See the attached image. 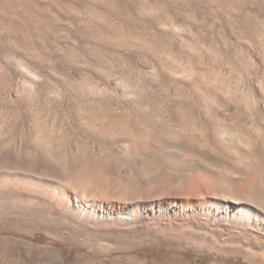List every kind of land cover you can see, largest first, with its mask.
Segmentation results:
<instances>
[{
    "label": "rangeland",
    "instance_id": "obj_1",
    "mask_svg": "<svg viewBox=\"0 0 264 264\" xmlns=\"http://www.w3.org/2000/svg\"><path fill=\"white\" fill-rule=\"evenodd\" d=\"M145 2L148 4L156 2V5L153 9H147ZM220 3L226 4L217 0H0V98L2 99H0V107L10 106L7 100L16 99V89L23 86L37 91L40 107L60 102L62 100L60 88L64 84L75 86L80 99L84 102L88 94L99 92L104 88L102 82L109 76L111 85L119 83L120 85H116L118 92L124 91L118 102L120 105H117L118 98L110 88L102 91L106 93L109 101H112L111 106L115 104L113 107L118 106L119 111L128 115L159 120L167 117L172 107L180 103L186 105L188 111L192 112L189 113L191 120L199 121L207 118L205 115L207 116L209 108L215 107L220 113H226L228 122H234L235 117L231 116L230 112L233 104L238 102L237 104L240 103L239 106L249 113L254 128L255 125L262 128L259 132L253 129L256 142L250 149L254 152L264 151V21L259 19L253 23L257 31L250 36L251 39L245 36L237 37L232 34L233 32L230 33L229 29L222 28L224 17ZM247 5H250V8L256 7L253 2ZM217 36L226 41L224 44L219 40L218 47L223 51L242 53L246 65L255 73L251 80L253 92L248 101L243 92L246 78L240 67L235 65L229 67L218 63L212 68V63L208 62L214 51L205 43L212 38L214 40ZM151 42L158 49L151 50L148 47V43ZM171 53L202 56L206 62L199 69L205 67L216 71L220 69L217 71L220 79L226 81L230 78V87L226 86L225 81L218 83V88L221 90L230 89L234 93V97L230 100L225 96L228 107L186 89L182 84L185 80L182 75L188 72L171 73V69L165 65L164 61ZM217 66L219 67L216 68ZM160 68L167 70L169 78L161 79ZM26 71L31 73L28 74ZM139 71L146 72V75L152 77L157 87H147L140 94L125 89V81L121 79V73L134 77L142 74ZM209 74L210 70L206 71V75ZM171 76L175 82L170 80ZM6 90H9V93ZM188 120L190 121L189 118ZM5 123L0 125L2 135L10 126V122L6 125ZM45 127L50 129L46 125ZM230 132L232 131H227L225 134L228 135ZM213 133H219L215 124ZM2 135H0L1 141L5 138ZM233 136L236 138L235 134ZM160 138L162 139L155 140L147 137L138 149L128 151L124 157L126 164L121 170L127 184L131 182L134 170L139 169L141 163L150 164L154 150H163L159 142L171 146L169 150L174 154H171L173 157H177L178 147H186L188 152L181 158L190 163V166L197 167L195 172H188L187 177L195 173L207 176V172L211 171L207 162L212 158L223 157L214 143L205 141L195 131L194 133L191 130L179 131L171 126V135ZM91 142V140L88 142L89 146L92 145ZM46 150L47 146H39L41 155ZM0 151H3L1 145ZM73 152L71 154L69 152L68 155L72 156ZM84 154L88 156L87 153ZM71 156H68V165L65 167L66 171L72 172L73 179L71 176L70 178L74 180L69 186V195H73L76 189H81L85 190L88 197L106 199V195L99 192V182L105 178L109 180L110 172L106 170L92 172L91 168L90 170L87 168L89 166L86 163L83 164L86 165L83 166L85 169L82 167V170L74 171L69 168ZM249 158L252 160V157ZM249 158H242L241 162L248 164L251 162ZM165 168L161 166L158 179L161 174V178L164 175L168 178L171 174L169 179L171 185H162L158 189L163 193L159 198L170 209L177 206L182 213L175 217L163 216L159 220L161 225L176 224L183 218L191 217L185 213L203 201L202 197L186 200L184 195H172L171 192L176 187L172 183L176 166L171 164V168ZM10 170H12L10 167L0 166V175ZM90 175L93 176L88 179ZM133 180L137 187H142V181L134 178ZM198 180L196 186L203 187L204 182ZM263 180V177L259 178L260 182ZM156 194L151 195L150 198L155 199L158 197ZM207 194L213 198L211 193ZM130 197L126 187L119 201L127 202ZM109 198L113 200L111 196ZM54 216L56 215L53 212L42 210L38 206L28 208L0 199V264H161L170 256L171 261H176V256H181L186 264H252L240 255L231 253L225 246L215 243L214 240L212 246L216 249H210V243L206 248L198 247L190 241L182 245H170L165 241L169 235L162 232L145 241L144 244L136 246L130 238L121 242L114 236H101L95 239V236L89 234V237L84 238L74 229L75 233H69L64 226L55 225L57 220ZM225 243L229 244V241ZM259 251L264 252V249Z\"/></svg>",
    "mask_w": 264,
    "mask_h": 264
},
{
    "label": "bare ground",
    "instance_id": "obj_2",
    "mask_svg": "<svg viewBox=\"0 0 264 264\" xmlns=\"http://www.w3.org/2000/svg\"><path fill=\"white\" fill-rule=\"evenodd\" d=\"M217 1L226 3H223L224 5L220 3L222 17H224L222 24L220 23L222 28L229 29V32H233L232 34L237 37L245 36L251 39L250 36L257 31L253 23L259 19L264 21V0ZM146 2L144 4L147 9H153L156 5V2L152 4ZM249 2H253L256 7L250 8V5H247ZM221 38L217 36L214 40L212 38L205 43L214 51L208 62L212 63V68H215L218 63L229 67H234V65L240 67L246 78L243 92L248 101L253 92L251 80L255 73L246 65L245 56L242 53L223 51L218 47L217 42L222 40ZM222 42H226L225 39ZM151 44L148 43L151 50L158 49L155 44ZM240 51L242 52V48ZM167 57L169 58H166L164 62L171 69V73L188 72L182 75L185 79L182 80V84L186 89L228 107L225 96L230 100L234 97V93L230 89L218 88V83L225 81L220 79L219 72H217L220 69L217 71L207 67L199 69L206 62L202 56L171 53ZM209 70L210 74L206 75V71L209 72ZM159 71L161 79L169 78L166 69L160 68ZM140 75L131 77L121 73V79L126 83V86L124 83V88L140 94L147 87H157L153 82L154 79L146 75V72ZM229 79L225 81L227 87L231 86ZM170 80L175 82L172 76ZM102 83L104 88L99 92L88 94L84 102L80 99L75 86L62 84L60 88L62 100L41 107L38 106L37 91L23 86L16 89V99L7 100L10 106L0 107V125L6 121L5 125L10 122L6 133L0 134L5 136L2 141L0 140L3 148V151H0V166L12 169L0 175V199L28 208L38 206L42 210H49L56 215L54 216L57 220L56 226H64L69 233H75L73 229L77 230L78 235L84 238L90 235L95 236V239L101 236H114L118 237L121 242L130 238L132 243L140 246L157 234L166 232L169 237L165 241L170 245H182L190 241L198 247L206 248L210 243V249H216L212 246L214 240L215 243L229 249L231 253L240 255L245 261L252 264H264V252L259 251L264 249V180L259 181L260 177L264 178V151L254 152L250 149L251 145L256 142L253 129L259 132L262 128L259 125H255L254 128V122L250 120L249 113L239 106L240 103L235 102L230 112V115L235 117L234 122H228L226 113L222 114L217 108L211 106L207 111V116L205 115L207 118H200L199 121L191 120L192 112L188 111L186 105L180 103L172 107L167 117L159 120L128 115L117 109V105H120L118 104L120 96L124 94L123 90L121 94L116 88V85L120 84L112 86L109 76L105 77ZM105 88L106 90L110 88L118 98L117 107H113L115 104L111 106L112 101H109L106 93L103 92ZM6 92L9 93V90ZM48 100H46L47 103ZM214 124L219 132L217 134L213 133ZM45 125L50 129H47ZM171 126L179 131L191 130L193 133L194 131L199 133L205 141L214 143L223 157L212 158L210 162H207L211 170L207 172V176L195 173L187 177V173L195 172L197 167L190 166V163L188 164L185 159L181 158L188 152L186 147H178L179 153L177 157H173L174 154L169 150L170 145L159 142L163 148V150L160 149L162 152L158 149L154 150L150 164L139 163V169L134 170L133 178L142 181V187H137L133 178L127 184L121 170L126 164L124 157L128 151L138 149L147 137L156 140L171 135ZM39 131L40 135H38ZM227 131L232 132L226 135ZM90 140L92 145L89 146ZM42 145L47 146V150L41 155L39 146ZM72 151H74L72 156L68 155ZM68 156H71L69 168L74 171L82 170L86 166L83 164L86 163L89 166L87 168L89 170L91 168L92 172L96 170L110 172L109 180L105 178L99 182V192L104 193L106 199L88 197L85 190L81 189H76L73 195H69L72 172L69 173L65 169L68 165ZM249 157H252V160ZM242 158H249L251 162L242 163ZM171 164L176 166V173L172 179L176 187L171 194L184 195L186 200L202 197L203 201L185 213L191 217L183 218L176 224L161 225L159 220L163 216L175 217L182 213L177 206L170 209L159 198L163 193L158 189L162 185H171L169 180L171 174L168 178L165 175L161 178V174V179H158V171L161 166L171 168ZM152 172L154 173L150 177ZM92 176L90 175L88 179ZM197 179L204 182L203 187L196 186ZM185 180H187L186 183ZM126 187L131 197L127 202L122 203L119 199ZM207 193H211L213 198ZM155 194L158 197L150 198ZM151 200L153 202H150ZM225 241H229V244ZM161 264H186V261L181 256H176V261H171L170 256Z\"/></svg>",
    "mask_w": 264,
    "mask_h": 264
}]
</instances>
